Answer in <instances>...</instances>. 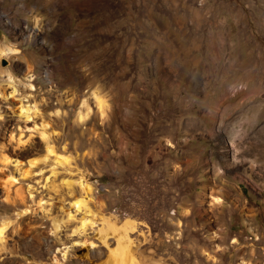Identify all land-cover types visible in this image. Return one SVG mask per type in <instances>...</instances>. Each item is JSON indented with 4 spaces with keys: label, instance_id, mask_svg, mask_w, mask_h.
<instances>
[{
    "label": "rangeland",
    "instance_id": "obj_1",
    "mask_svg": "<svg viewBox=\"0 0 264 264\" xmlns=\"http://www.w3.org/2000/svg\"><path fill=\"white\" fill-rule=\"evenodd\" d=\"M4 45L5 264H120L126 219L123 264H264V0H0Z\"/></svg>",
    "mask_w": 264,
    "mask_h": 264
},
{
    "label": "bare ground",
    "instance_id": "obj_2",
    "mask_svg": "<svg viewBox=\"0 0 264 264\" xmlns=\"http://www.w3.org/2000/svg\"><path fill=\"white\" fill-rule=\"evenodd\" d=\"M34 30H36V28H38V25L37 24H35L34 26ZM17 52H21V49H19L18 47H16V46H12V45H4V46H0V57L2 56V55H9V54H14V53H17ZM3 58V57H2ZM9 77H12L10 74L8 75ZM45 78L46 79H48V73L47 72H45ZM244 86V85H243ZM247 86H248V84H247ZM249 91V90H248ZM94 97H95V99H96V103H97V110H98V112L101 114V115H103V114H105V109H106V107H107V105H106V103H105V101L104 100H102L99 96H97L96 94H94ZM246 97V96H245ZM235 100V99H234ZM241 100V99H240ZM82 104L83 105H85L86 103V100L85 99H82ZM26 109V110H25ZM22 112H24L26 115H28V112H29V108L27 107V108H25ZM264 114V113H263ZM84 112H82V110H79V112H78V117L80 118V119H84ZM259 115V114H258ZM264 119V118H263ZM43 136H45L44 135V133H43ZM237 144V143H236ZM259 145V144H258ZM260 146V145H259ZM258 146V147H259ZM239 147H240V145H239ZM252 147H254V146H252ZM262 148V147H261ZM256 150H257V148H255ZM251 150V149H250ZM254 150V149H253ZM261 151V150H260ZM51 152H53V149H52V147L49 145L48 147H47V154H49V153H51ZM243 153H245V152H243ZM4 156V159H7L8 157H7V155L6 154H4L3 155ZM219 161V160H218ZM221 161V160H220ZM224 161V160H223ZM221 171V170H220ZM215 179V178H214ZM79 183L82 185V187L83 188H85V189H90V186L83 180V179H81V180H79ZM211 189V188H210ZM83 203V200L82 199H80V198H78V199H76L75 201H74V204L76 205V206H79V205H81ZM85 223V221H83L82 222V225L81 226H83V224ZM121 226H122V229H123V231H122V234L121 235H119V236H117L116 238H117V240H118V246L117 247H115L114 248V250H115V252H117L118 251V258H120V264H123V259H124V255H125V251L126 250H124L123 249V247H126L127 245H126V243L130 240V236H129V234H128V232H129V230L130 229H132L133 227H134V222L131 220V219H126L125 221H123L122 222V224H121ZM5 227H6V225H1L0 226V243L1 242H3V240H4V229H5ZM56 227H58V223L56 224ZM216 235V234H215ZM215 239V238H214ZM63 250V249H62ZM65 250H66V248H65ZM10 251V250H9ZM2 253H5L4 252V250H0V254H2ZM4 255H2V256H0V264H5L6 262L5 261H3V259H4ZM8 258V257H7ZM15 257L14 256H10L8 259H10L9 261H12L13 259H14ZM2 261V262H1Z\"/></svg>",
    "mask_w": 264,
    "mask_h": 264
},
{
    "label": "water",
    "instance_id": "obj_3",
    "mask_svg": "<svg viewBox=\"0 0 264 264\" xmlns=\"http://www.w3.org/2000/svg\"><path fill=\"white\" fill-rule=\"evenodd\" d=\"M7 62H8V60L6 58H2V60H1L2 65H5Z\"/></svg>",
    "mask_w": 264,
    "mask_h": 264
}]
</instances>
